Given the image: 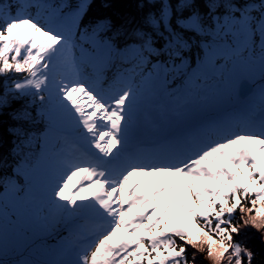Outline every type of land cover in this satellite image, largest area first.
Returning a JSON list of instances; mask_svg holds the SVG:
<instances>
[{"label": "snow or ice", "instance_id": "6c2138e0", "mask_svg": "<svg viewBox=\"0 0 264 264\" xmlns=\"http://www.w3.org/2000/svg\"><path fill=\"white\" fill-rule=\"evenodd\" d=\"M149 2L159 3L160 13L144 23L164 44L156 47L152 34L134 29L133 66L104 88L102 73L120 55L104 38L111 20L85 29L81 37L89 38L92 51L76 55L79 20L90 0L75 10L52 0H0V76L24 74L0 94V115L10 93L31 97L49 133L71 140L69 150L46 151L34 166L41 175L38 199L29 202L37 205L35 220H12L0 201V264H189L187 247L203 252L205 245L214 264H254L253 250L235 237L251 227L264 243V0H204L205 13L198 0H178L181 10L194 11L176 16L175 27L170 0ZM189 31L212 37L195 45L203 47L201 65L210 72L189 78L204 83L190 86L177 116L191 111L193 101L229 110L187 135L145 147L138 127L145 95L169 72L182 74L185 51L193 47ZM165 55L170 65L158 59ZM221 59L226 63L217 67ZM250 85L255 91L248 97ZM240 97L247 100L232 103ZM12 119L34 122L26 109ZM10 132L21 143L31 139L23 127ZM9 183L15 197L21 189ZM174 210L189 219L173 221ZM69 222L73 239L58 259L26 258L38 230L55 232Z\"/></svg>", "mask_w": 264, "mask_h": 264}, {"label": "trees", "instance_id": "16d2710c", "mask_svg": "<svg viewBox=\"0 0 264 264\" xmlns=\"http://www.w3.org/2000/svg\"><path fill=\"white\" fill-rule=\"evenodd\" d=\"M56 4H66L70 6L71 10L81 3V0H52ZM243 2V0H241ZM173 6V27H175V17L190 15L194 9L181 10L177 7L178 0H170ZM198 10L201 13H205L204 0H198ZM66 11L69 9H65ZM160 5L159 3H151L149 0H90L87 10L84 12L82 18L79 20V29L77 31V42L81 47L76 49V55H80L81 48L85 51L92 49V44L88 41L87 36L81 37L84 30L87 29L90 33L92 28L100 21L111 20L113 28L105 34L104 38L107 40L111 38L115 48L119 50L120 55H114L112 59V65L108 64L101 76V84L107 88L110 84L114 83L116 78L124 73L127 69L133 66V62L130 58V50L134 49L137 44V38L133 35L134 29H141L147 31L153 35L155 40V46L160 47L164 44V39L160 38L155 33H151V29L144 23L145 18L149 14L159 15ZM179 30V29H178ZM167 33H165V37ZM185 36L191 37V43L193 47L185 51L183 57V64L181 65V73L169 72L167 78L164 79L166 94L172 99H178L181 87H185L186 94L184 98L189 96V88L193 84H203V80L191 81L189 78L194 73L198 74L201 71H208L201 65V61L204 58L203 47H195L197 43L205 45L212 42V37L207 40L200 39L192 32H185ZM167 64H171L168 57L161 56L158 58ZM157 62L156 57L151 58V63ZM225 60L221 59L218 62L217 67L223 66ZM228 67H231L229 64ZM109 68V69H108ZM86 71L91 74L92 69L87 68ZM147 75V72L145 73ZM24 74L9 73L7 77L0 76V94L7 91L12 87V80L23 79ZM213 80H208V84L213 83ZM14 97V98H13ZM240 99V98H239ZM234 100L232 103H236ZM200 103V102H199ZM39 101L32 102L31 97H21L16 93L9 94V105L4 109L3 114L0 115V201L7 193H11L10 183H14L20 191L16 192L20 199H23L25 203L22 209L16 210L11 216L15 215L26 216L27 219L19 222L23 224L27 220H35L37 216V205L30 204L34 197L38 199V189L41 183V175L38 170L34 168L40 161V157L46 151L51 152L60 148L61 142L53 133H49L48 125L46 121L41 120L37 115ZM202 107L207 108L206 104ZM26 109L34 117V122L13 120L12 115L16 112ZM182 118L177 119L180 121ZM14 127H23L31 137L30 140L21 143L20 140L14 136L10 129ZM44 136H47V142L44 141ZM15 149V151H14ZM43 163V162H42ZM219 163L224 164L226 167L227 162L223 159ZM202 183L207 184L208 181ZM249 207L251 205H248ZM138 210V209H137ZM254 214V213H253ZM240 212L237 211L234 216V223L240 219ZM171 218L175 222L183 223L189 218L185 213L173 211ZM79 224L86 226L84 221H78ZM73 225L71 223L68 226L59 227L55 232L50 230H38L32 237L34 243L32 246L33 257L39 260H55L58 259L57 252L60 247L55 245L61 244L62 246L73 239ZM163 227V225L161 226ZM237 241L246 243V245L255 253L254 264H264V243L261 242L260 233L254 228L248 227L242 229L241 235L235 237ZM177 243H181L177 239ZM11 246V245H9ZM61 246V247H62ZM200 252L195 248L187 247V257L189 264H192L193 253H195V264H214L212 258L208 257L206 251ZM130 259H132L130 257ZM147 264V261L144 262Z\"/></svg>", "mask_w": 264, "mask_h": 264}, {"label": "rangeland", "instance_id": "374dc122", "mask_svg": "<svg viewBox=\"0 0 264 264\" xmlns=\"http://www.w3.org/2000/svg\"><path fill=\"white\" fill-rule=\"evenodd\" d=\"M89 41V38H88ZM90 42V41H89ZM92 49H88L87 52H91ZM115 55V54H114ZM109 69V68H108ZM214 83V82H213ZM210 83L208 85H212ZM102 85V84H101ZM103 86V85H102ZM165 83L163 77L155 84L150 85L147 91L142 108L139 114V139L145 147H153L166 139H172V136L178 135L177 138L187 135L191 130L198 125L207 123L208 121L216 118L218 115H223L229 110L228 104H206L207 108L202 107L203 104L199 101H193L191 104V111L185 115L178 117L177 108L178 105H183L185 102L184 94H186L185 87H181L179 90L178 99H172L166 94ZM255 90V86H254ZM252 95V94H251ZM249 95V97H251ZM246 99H239L236 104L244 103ZM182 118L180 121L177 119ZM44 141L47 142V136H44ZM60 147H63L66 151L71 148V140L68 144L61 142ZM139 179V177L137 178ZM176 179H183V177H176ZM151 185H149L150 187ZM148 188L142 189L147 191ZM5 211L12 220H18L21 222L27 219L26 216L15 215L14 218L11 216L16 210L22 209L24 206L23 199L18 197L15 193V197L12 192L7 193L2 199ZM71 223V222H69ZM8 243L11 245V228H8ZM57 248H61V244L55 245ZM33 249L26 254V258L37 259L33 257ZM43 260V259H42Z\"/></svg>", "mask_w": 264, "mask_h": 264}, {"label": "water", "instance_id": "95a60500", "mask_svg": "<svg viewBox=\"0 0 264 264\" xmlns=\"http://www.w3.org/2000/svg\"><path fill=\"white\" fill-rule=\"evenodd\" d=\"M250 91L248 92V97H249V95H251L252 94V92L254 91V85H250ZM247 97H240V99H246Z\"/></svg>", "mask_w": 264, "mask_h": 264}, {"label": "bare ground", "instance_id": "6f19581e", "mask_svg": "<svg viewBox=\"0 0 264 264\" xmlns=\"http://www.w3.org/2000/svg\"><path fill=\"white\" fill-rule=\"evenodd\" d=\"M176 136L178 137V135H177V134H176L175 136L173 135V136H172V139H176V138H177Z\"/></svg>", "mask_w": 264, "mask_h": 264}]
</instances>
